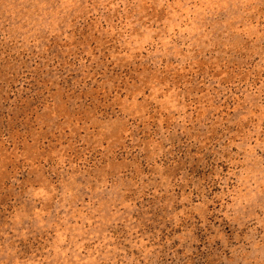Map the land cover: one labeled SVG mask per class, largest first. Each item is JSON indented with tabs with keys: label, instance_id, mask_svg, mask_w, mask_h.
<instances>
[{
	"label": "rangeland",
	"instance_id": "obj_1",
	"mask_svg": "<svg viewBox=\"0 0 264 264\" xmlns=\"http://www.w3.org/2000/svg\"><path fill=\"white\" fill-rule=\"evenodd\" d=\"M0 264H264V0H0Z\"/></svg>",
	"mask_w": 264,
	"mask_h": 264
}]
</instances>
